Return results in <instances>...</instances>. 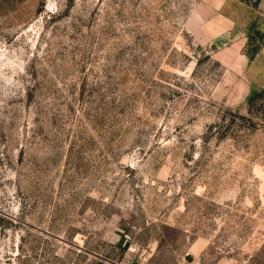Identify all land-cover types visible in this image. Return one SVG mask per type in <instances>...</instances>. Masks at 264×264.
Returning <instances> with one entry per match:
<instances>
[{"label":"rangeland","instance_id":"rangeland-1","mask_svg":"<svg viewBox=\"0 0 264 264\" xmlns=\"http://www.w3.org/2000/svg\"><path fill=\"white\" fill-rule=\"evenodd\" d=\"M198 2L0 0V264H264V93Z\"/></svg>","mask_w":264,"mask_h":264},{"label":"crops","instance_id":"crops-1","mask_svg":"<svg viewBox=\"0 0 264 264\" xmlns=\"http://www.w3.org/2000/svg\"><path fill=\"white\" fill-rule=\"evenodd\" d=\"M192 22L236 81L235 108L246 105L254 92H264V0H199Z\"/></svg>","mask_w":264,"mask_h":264},{"label":"trees","instance_id":"trees-1","mask_svg":"<svg viewBox=\"0 0 264 264\" xmlns=\"http://www.w3.org/2000/svg\"><path fill=\"white\" fill-rule=\"evenodd\" d=\"M262 93V92H261ZM264 93V92H263ZM255 94H259L258 92H254L253 94H251L248 98H247V101L248 100H250V101H252L253 100V98H254V95Z\"/></svg>","mask_w":264,"mask_h":264}]
</instances>
